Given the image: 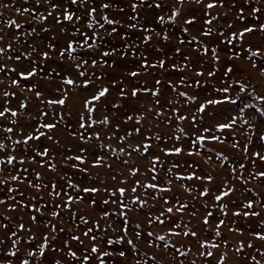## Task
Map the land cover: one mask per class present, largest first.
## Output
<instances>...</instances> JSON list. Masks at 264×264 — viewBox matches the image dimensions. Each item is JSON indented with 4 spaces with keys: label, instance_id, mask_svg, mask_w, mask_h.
<instances>
[{
    "label": "snow or ice",
    "instance_id": "obj_1",
    "mask_svg": "<svg viewBox=\"0 0 264 264\" xmlns=\"http://www.w3.org/2000/svg\"><path fill=\"white\" fill-rule=\"evenodd\" d=\"M25 2L29 3V0ZM120 2L104 0L97 5L96 0H30L28 7L15 8L17 15L31 16L30 31H24L23 36L10 31L8 41L0 35V76L4 77L0 79V134H3L0 139V173H8L0 178V207H5L9 214L19 210L31 213L30 225L37 229L33 231L31 226L26 227L23 217L13 223L10 215L0 212V264H45V261L47 264H165L155 254H148V249L161 247L172 252L171 264H197L198 260L200 264H212L213 260L215 264H227L230 257L229 241L222 232L225 228L240 238L231 245L232 256L236 258L233 264H264V212L256 210L257 204L264 208V201H256L253 197L237 204L232 199L237 191L236 182L246 186L247 177L264 181V131L259 128L264 124V91L261 90L264 86V49L246 40L257 32L264 34V23H260L264 13L261 0H244L250 9L247 14L244 4L238 6L235 0L231 4L228 0H131L127 6L131 13L127 17V27L144 35L138 42L125 43L120 49L115 46L107 48V37L127 39V34L122 36L117 29L118 25L123 27L121 22L108 14L114 5L115 12L124 13L125 8L119 6ZM10 6L9 3H0V22L7 29L22 30L20 21L4 17L2 9ZM145 9L153 14L155 25H159L161 31L155 26H147L146 20L141 23V12ZM218 9L226 11L221 13ZM233 9H236L233 21L226 23L224 29L215 27L219 19L227 20ZM182 17L181 31L185 34L202 22L200 39L196 35H191L187 41L179 38L181 46L195 42L196 47L192 48L195 57L185 55L181 47H175L173 57L165 53L164 58L151 61L146 52L153 38L167 45L171 40L169 28ZM250 19L254 23H249ZM49 20L69 37L62 46L56 42L55 36L45 42L41 35L52 30L46 26ZM237 21L242 24L239 29L235 26ZM81 24L83 29L79 26ZM29 38L39 39L40 43H28ZM212 38L219 43L209 46L203 42ZM21 39L30 51L24 52L16 47ZM261 39L264 40V36ZM237 42L241 45L240 52L235 50ZM245 44L247 48L243 47ZM220 45H224L223 50L228 53L223 71L219 67L222 62ZM141 47L145 51H139ZM152 47L156 48V45ZM129 53L132 67L119 78L105 72L97 75L92 71L98 66L113 69L118 62H110L109 58L119 56L120 60L128 61ZM177 54L182 56L183 63L174 61ZM33 55L37 59H33ZM54 57L59 71L48 67ZM242 58L248 60L251 71L259 70L258 82L253 83L251 76L245 79L242 73L247 74L246 70L233 63ZM25 60L28 66L22 67ZM170 60L173 62L169 68ZM156 69L162 74L175 72L179 76L176 81L164 80L161 76L151 84L139 82L142 73L151 76ZM189 71L192 77L185 75ZM217 77L218 83L207 84L211 95L203 99L198 93L186 90H206L205 83ZM57 80L59 83L51 88ZM125 80L129 82L127 85ZM162 85L175 93L176 98L165 97ZM112 89H117L114 100H110ZM81 92H88V95L81 96ZM141 97L151 99L140 103ZM34 101L39 102L37 115L29 113V104ZM69 101L77 109L76 126L65 124L64 127L76 147L67 148L62 153L61 166L48 145H43L42 150L40 147L30 149L29 145L30 142L38 144L43 138L61 147L54 132L63 123L64 115L49 120L48 110L63 112ZM189 107L194 111H185ZM25 114L31 124L21 123ZM68 114H72V109ZM153 119L155 125L151 122ZM161 122L170 131L153 134V129ZM177 122H186L187 127ZM25 127H31V131L25 132ZM238 127L240 131H237ZM257 132L258 149L251 151L257 143L254 139ZM229 140L233 152L241 153L242 159L249 161L253 169L259 162L260 168L248 171L246 164L235 157L207 147L209 143L223 146ZM156 141H172V146L160 147L158 153L152 152ZM18 149L25 154L32 151L33 155L27 161L29 164L39 159V167L50 173L70 168L72 174L63 171L58 179L54 177L46 181L39 171L31 170L30 178V169L24 166L25 159L15 154ZM134 154L141 159L147 157L148 165L143 172L133 160ZM161 156L197 157L208 167L202 168L196 160L180 163L173 159L165 168L166 161ZM117 161L124 166V171L114 168ZM216 167L227 169L232 179L225 177L217 184ZM101 169L111 174L101 179ZM77 172L81 174L79 179L75 177ZM161 173L166 177L163 181ZM84 177L88 183L83 182ZM193 181L199 182V187L190 183ZM25 183L33 190L27 202L25 193L19 188ZM174 184H179L180 190L187 194L186 198L181 199L176 194ZM244 190L251 192L246 187ZM44 191L50 203L43 196L36 195ZM194 191L196 195H193ZM101 192L106 198L98 201L95 197ZM169 193L171 196L165 195ZM86 201L92 210L103 205L98 216L80 214L82 210L79 208L73 211L74 206ZM157 202H161L159 210L153 211ZM197 202H200V208L196 206ZM230 205L237 209L231 212V216L237 218L231 221V225L227 219ZM212 209H217L220 216L215 217ZM46 211L49 218H45ZM65 212L71 221H78L77 227L84 226L81 234L54 222L62 221ZM140 212L144 213L143 220H133L132 214ZM198 215L202 218L199 226H194L192 221ZM114 216L116 222L109 223ZM214 217L217 222L212 225ZM240 217L258 222L255 228L251 224L239 225ZM101 222H104L103 228ZM64 235L68 238L63 239ZM181 237L190 243L181 242L177 246V238ZM140 241L146 242L143 251ZM73 243L77 245L75 248ZM192 243H195L196 251H193ZM22 246L26 251H22ZM221 248L223 251H218Z\"/></svg>",
    "mask_w": 264,
    "mask_h": 264
},
{
    "label": "rangeland",
    "instance_id": "obj_2",
    "mask_svg": "<svg viewBox=\"0 0 264 264\" xmlns=\"http://www.w3.org/2000/svg\"><path fill=\"white\" fill-rule=\"evenodd\" d=\"M102 2H104V0H96L97 5L102 3ZM130 2H131V0H121L119 6L125 8V12L124 13L121 14V13L115 12L114 9H115L116 5H114L113 6V10L108 13L110 15V17H114V18L118 19L121 22L123 27H120L118 25L117 29L121 33L122 36L124 34H127V39L126 40H122L120 36L107 37L106 40H105V44H106L107 48H111V47L115 46L116 48L120 49V48L123 47V45L125 43L132 44V43L138 42L139 39L144 35V33H142V32H134L132 30H129L128 27H127V24H128L127 17L129 15H131V13L128 11V8H127L128 4ZM228 2H229V4H231L233 2V0H228ZM235 2L237 3L238 6L241 5V4H244V0H235ZM0 3H9L11 5L7 9H2L4 17H6V18L7 17H11V18L17 19L23 25L22 30L7 29V28H5L4 24L2 22H0V30H3V31H0V35H4L5 41H8V40L11 39V37L7 34L10 31L19 32L21 36H23V32L24 31H30L29 24L31 23V16H28V15H22L21 16V15H17V13L15 12V8L21 7L22 5L24 7H28L29 4H30V0H29V3H26L25 0H0ZM261 5L264 6V0H261ZM244 7H245V12L247 14L250 11V9L248 8L247 4H244ZM217 11L222 13V12L226 11V9H218ZM235 11H236V9H233V11L229 13V15L227 17V20H225L224 18L219 19L216 22L215 27H219L221 29H224L226 23L233 21L234 16H235ZM165 12H167V9H165ZM197 14L199 15V13H197ZM141 16H142L141 23H144V21L146 20L147 21V26H149V27L155 26L157 31H161V27L159 25H155L154 16H153V14L150 11H148L147 9L142 10ZM183 18L184 17L178 19L176 21V24L169 28V32H170V35H171V40H170V42L167 45H165L162 42L158 41L157 38H155V37L153 38V40H152L151 44L148 46V49H147V52H146V54L149 55V58H150L151 61H155L157 59L164 58V54L165 53L167 54L168 57H173V51L172 50L175 47H181V50H182L183 54H185V55L192 54L195 57V54L192 53V48L196 47L195 42L192 45H188L186 43L185 45L181 46L179 44V38H183V39H185L187 41L188 39H190L191 35H196L198 37V39H200L199 32H200V24L202 22H198L196 25L192 26L189 29V33L185 34V33H182V31H181V29L183 27V23H182ZM25 21H27L28 23H25ZM249 23H254V21H252L250 19ZM260 23H264V13L261 14ZM46 26L50 27L52 30L49 33H47L46 35L45 34H41L42 36H44L45 42H47V40L49 38H51L52 36H55L56 37V42H58V44L62 46L65 43V41L69 38L68 36H66L62 32H60L59 26L55 25V23L53 21L49 20V22H48V24ZM79 26L83 29V24H81ZM235 26H236V29H239L240 27H242V24L239 21H237ZM256 26L258 27V25H256ZM108 30L110 31V29H108ZM69 31H71L70 27H69ZM101 35H104V32H101ZM262 36H264V34H262L260 32H257L254 35H251L250 37H246V40L250 41L253 45H259L262 49H264V40L261 39ZM203 42L209 44V46H215L216 44L219 43V41L216 40L215 38H212L211 40H204ZM28 43H37V44H39L40 41H39V39L29 38ZM152 45H156V48H153ZM16 47L20 48L24 52L30 51V49L28 48L27 44L24 43L23 39H21V42L19 44H17ZM243 47L247 48V44L243 45ZM157 48H159L160 51H157ZM220 48L222 49V51H221L222 62L219 65V67H220V70L223 71L224 59H226L228 53L223 50L224 49V45H220ZM101 50H105V49H101ZM235 50L238 51V52L241 51V45L239 44V42L236 43V49ZM139 51L143 52V51H145V49L143 47H141L139 49ZM33 59H37V57L35 55H33ZM257 59H259V58H257ZM109 61L110 62H112V61L118 62L117 67H115L113 69H107V68L101 69L98 66L96 69H94L92 71H95L97 73V75H99L101 72H105V73H107L108 76H114V77L119 78L123 72L129 70L132 67V65L130 63V61H131V54L130 53H129L128 61L120 60L119 56L110 57ZM174 61L177 62V63H183V58H182L181 55L177 54L174 57ZM172 62H173V60L169 61V68H170ZM57 63H58V61L54 57L53 61L49 62L48 67L49 68H56L59 71V68H57ZM233 63L238 65L240 68L246 70L247 74H243L242 73V75H244L245 79H247L249 76H251L253 83H256V82H258L260 80V78L258 76V71L259 70H256L255 72L251 71V65L248 63V60L246 58H242L241 60L234 61ZM125 65H127V66H125ZM21 66L22 67H27L28 66V61L27 60L23 61ZM185 75H187L189 77H192V73L190 71L186 72ZM161 76H162V78L164 80L171 79L173 81H176L178 76H179V73L173 72L171 75H169L168 73H163L162 74L159 69H156V70L153 71L151 76H146V75H144L142 73L141 76L138 78V80H139L140 83H144L145 81H147L149 84H151V82L155 78H160ZM0 79H4V77L0 76ZM32 82L35 83L36 81L34 80ZM218 82H219V77H217L216 80H211V81H208L207 83H205L206 90H201V89H186V90L189 91L190 93H192V92L198 93L200 98L203 99V97L211 95V89L208 88L207 84L208 83H218ZM5 83H7V80H5ZM41 83L44 84L45 82L41 81ZM58 83H59L58 80L54 81L53 84L50 87L54 88L55 85L58 84ZM128 83L129 82L127 80H125V85H127ZM133 83H135V81H133ZM182 90H185V89H182ZM261 90L264 91V86H262ZM89 91H92V89H89ZM162 91H163V94H164L165 97L176 98L175 93L171 92L166 85H162ZM24 95H29V94L28 93H24ZM86 95H88V92H81V96H86ZM116 97H117V89H112L110 100H114ZM73 99H75V97ZM149 99H151V98H149V97H141L140 103H147ZM38 103L39 102H35L34 101L33 103L29 104V113L31 115H37L38 114V111H39ZM13 105L15 106V101L13 102ZM126 106L127 105H125V107ZM69 109H72V114L71 115L68 114ZM123 110L124 109L122 108L121 111H123ZM218 110L219 109H217V111ZM48 111H49V117H48L49 120H52L54 117H56L58 119L59 115H64L63 123H61L60 126L54 132L55 137L58 138L61 141V147H57L55 145H52L49 141H47L46 139L42 138V140L38 144H37V142H30L29 148L33 149V148H36V147H40L41 150H42V146L43 145H48L50 148H52V154L56 156V162L58 163V165L62 166V163H63L62 159H61L62 153L65 152L67 150V148L75 149V147H76V142L69 139L68 133L65 131L64 125L65 124H70L73 128H75L76 120H77V115H76L77 109H74L73 105H72V101H69L68 108L64 109L63 112H60L59 109H56V110H51L50 109ZM185 111H189V112L190 111H194V108L189 107V108L185 109ZM209 111H213V109H209ZM151 122H152L153 125L156 124V120H154V119ZM21 123L22 124H31V121L28 120V114H25L24 119L21 121ZM177 123H180L182 126L187 127V123L186 122H177ZM32 126L34 127L35 125H32ZM259 128H260L261 131H264V124H260ZM19 131H20V129H19V127H17V132H19ZM24 131L25 132L31 131V127H25ZM169 131H170V129L168 127H166L163 124V122H161L158 128H154L153 129V134H156L157 132H159V133H167ZM237 131H240V127L237 128ZM258 135H259V132H257V135L254 138L257 141V143H254V145L251 148V151H256L258 149ZM14 138H16V137H14ZM240 138L243 139V137H240ZM0 139H3V134H0ZM230 143H231V140H229L228 144L223 145V146H221L219 144L209 143L207 145V147L212 148L214 151L222 150L226 154H228L230 157H235V159L239 160V162H242V163L246 164L248 171L258 170L260 168V163L257 162L256 169H253V167H252V165H251V163L249 161L242 159V154L241 153L233 152V150L229 147ZM114 146H115V142H114ZM171 146H172V141H167L166 143L161 142V141H156V142L153 143L152 152L158 153L160 147H171ZM9 149H11V145L10 144H9ZM187 150H188L187 147H185V151H187ZM15 154L17 155L18 158L25 159L26 164L24 166L28 167L30 169V173H29L30 178H31V170L39 171L46 181H51V180H53L54 177L56 179H58L59 175H63V171H67L69 174H72V170L70 168L64 169L63 171H60V172H58L56 174L50 173L46 169H43V168L39 167V159L34 164L27 163L29 158L33 155L31 150L27 154H25L23 151L18 149ZM69 154H71V153H69ZM205 158H206V156H205ZM161 159L166 161V163L164 164L165 168H167L169 166V164L173 161V159L178 160L180 163H184L185 160H187L188 162H192L193 160H196L197 163L201 164L202 168H207L208 167L207 165H203L201 160H200V158H197V157L183 156V157H175V158H172V157L165 158V157L161 156ZM133 160L136 161L141 166V171L142 172L145 170V168L148 165L147 157L141 159V158H139L138 156H136L134 154L133 155ZM108 162L109 163H113V160H109ZM229 166L231 167L232 165H229ZM114 168L117 171H124V166L118 161L114 163ZM110 174L111 173L107 172V170H105V169H101L100 170V178L101 179L105 178V176H108ZM214 174L217 177V180H216L217 184H219L221 179H223L225 177H227L229 180L232 179V177L228 175L227 169H222V168L216 167ZM5 175H8L7 171H4V172L0 173V178H2ZM93 175H95V170H93ZM80 176H81L80 173H78V172L75 173V177L77 179H79ZM245 176L247 177V173H245ZM160 179H161V181L166 179V177L163 175V173H161ZM247 179H248V184L246 186H242V185L239 184V182H236L237 191H236L235 195L232 197V199L236 200L237 204H239L240 201H243V200H246V199H250V198H253V197L255 198L256 201H264V181H262L260 179H252L251 177H247ZM83 182L84 183H88L89 182L87 180V177H84ZM190 183L193 184L196 187H199V182H197V181H193V182H190ZM245 187L248 188V189H251V192H246L244 190ZM19 188L25 193L24 199L27 202L29 195L33 194V190L27 188L26 183L23 184V185H19ZM174 189L176 191V194L180 195L181 199H184V198L187 197V194L183 193L180 190L179 184H174ZM36 195L37 196H43L44 200L45 201H49V203H50V198L48 197V194H47L46 191L38 193ZM165 195L171 196L170 193L169 194H165ZM193 195H196L195 191L193 192ZM95 198L98 201H100V200H102V199H104L106 197L104 196V193L101 192ZM43 202L44 201H41V203H43ZM57 202H59V201H57ZM225 202H228V201H225ZM160 203L161 202H157V207H156V209H153V211H158L159 210ZM209 204L211 206V200H209ZM196 206L198 208H200V202H197ZM101 207H103L102 204H100V206L97 209L92 210L91 208L88 207V204H87V201H86L84 204H81V205H78V206H74L73 207V211H76L77 208H79L80 210H82L80 214H84V215H87L89 217H96V216H98L100 214V208ZM109 207L113 208V206H111V205ZM212 210L215 213V217L220 216V213H219V211L217 209H212ZM235 210H237V209L233 208L231 205L229 206V217L227 219H228V222H229L230 225H231V221L233 219H237V218H234V217L231 216V212L235 211ZM256 210L264 212V208H261L258 204L256 206ZM113 211H115L114 208H113ZM0 212H5V207H0ZM201 213H203V209L202 208H201ZM5 214L6 215H10L12 217V222L13 223H16L17 220L20 217H23V222L25 223L26 227L31 226L33 228V231L37 230L36 226L30 225L29 215L31 213H29L27 211H24V210H19L16 213H10L9 214V213L5 212ZM132 215H133V220H137V219L143 220V218H144V213L143 212L133 213ZM215 217L211 221L212 225H215V223L217 222ZM45 218H49V214H48L47 211L45 212ZM184 218H185V220L188 219L187 214H185ZM201 218H202V216L198 215L197 218L192 221V224L194 226H199V221L201 220ZM116 219L117 218L114 216L112 218V220H110L108 222L109 223H115ZM54 222H56L58 224L62 223L66 230L67 229H71L72 232H75L77 234H81L83 232V230H84V226L83 225H79V227H77L78 221L76 223H74L73 221H71L68 218V213L67 212H65L63 214L62 221H54ZM238 222H239V225L251 224L252 227L255 228V226H256L258 221L256 219H250L248 221H245V219L243 217H240V218H238ZM103 226H104V222H101V228H103ZM156 230L158 232H161L160 229H156ZM222 232H223L224 237L226 239H228V241H229V249H228V251H229V257L230 258H229V261L227 262V264H233V261L236 258L232 256V247H231V245L235 241L240 239V238L237 237L235 234L228 232V230L226 228L222 229ZM109 234L112 235L111 232ZM21 235H24V234L22 233ZM209 235H210V233H209ZM0 236H2V234H0ZM247 236H248V232H247V230H245V237H247ZM62 238L63 239H67L68 237H67V235H64ZM132 238L135 239L134 237H132ZM181 242H183L184 244H189L190 243L189 240H187L186 238H183V237L177 238V246H179V244ZM85 243L87 244V241H85ZM139 243H140L141 249L143 251V249L146 247V242L145 241H140ZM76 246L77 245L75 243H73V247L75 248ZM191 246L193 248V251H196L195 243H192ZM117 247H119V246H117ZM22 251H26V249L23 246H22ZM218 251H223V248H221ZM148 254L149 255L155 254L158 260H163L165 262V264H171V259L170 258L172 256V252L170 250L164 249L162 247L158 248V249L157 248L148 249ZM50 255H58V254H51L50 253ZM190 259H191V257H190ZM239 259L242 260L243 257H240ZM45 264H47V261H45ZM66 264H67V262H66ZM109 264H111V262H109ZM133 264H134V262H133ZM197 264H200L199 260L197 261ZM212 264H215V260L212 261Z\"/></svg>",
    "mask_w": 264,
    "mask_h": 264
}]
</instances>
